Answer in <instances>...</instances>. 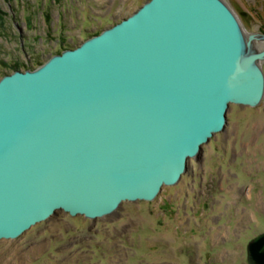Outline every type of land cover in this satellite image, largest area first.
<instances>
[{"label": "water", "instance_id": "1", "mask_svg": "<svg viewBox=\"0 0 264 264\" xmlns=\"http://www.w3.org/2000/svg\"><path fill=\"white\" fill-rule=\"evenodd\" d=\"M264 34L223 0H149L36 69L0 80V240L58 211L103 218L154 201L264 99ZM264 264V233L248 246Z\"/></svg>", "mask_w": 264, "mask_h": 264}, {"label": "rangeland", "instance_id": "2", "mask_svg": "<svg viewBox=\"0 0 264 264\" xmlns=\"http://www.w3.org/2000/svg\"><path fill=\"white\" fill-rule=\"evenodd\" d=\"M147 1L0 0V80L14 64L36 69L78 47ZM223 1L246 36L264 34V0ZM227 118L154 201L124 202L97 219L58 211L0 240V264H248L249 244L264 233V99L230 105Z\"/></svg>", "mask_w": 264, "mask_h": 264}, {"label": "trees", "instance_id": "3", "mask_svg": "<svg viewBox=\"0 0 264 264\" xmlns=\"http://www.w3.org/2000/svg\"><path fill=\"white\" fill-rule=\"evenodd\" d=\"M66 50V49H65ZM64 51V50H63ZM60 54V53H59ZM13 69H14V72L15 71H21V68L20 66H17L16 64L13 65ZM27 70H31L30 68H28Z\"/></svg>", "mask_w": 264, "mask_h": 264}]
</instances>
